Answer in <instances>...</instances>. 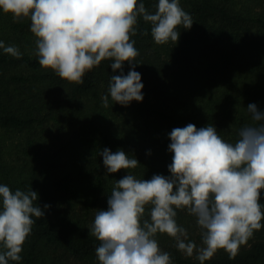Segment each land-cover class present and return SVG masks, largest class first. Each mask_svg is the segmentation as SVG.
Wrapping results in <instances>:
<instances>
[{
	"label": "trees",
	"instance_id": "1",
	"mask_svg": "<svg viewBox=\"0 0 264 264\" xmlns=\"http://www.w3.org/2000/svg\"><path fill=\"white\" fill-rule=\"evenodd\" d=\"M155 3L145 0L151 10ZM180 5L194 23L179 28L177 42L155 43L150 26L138 22L130 39L139 51L135 70L141 73L143 100L109 107L100 98L110 75L119 74L110 61L86 72L83 84L69 83L39 65L30 20L0 13V40L23 54L17 59L0 50V183L32 189L41 208L49 205L36 218L19 264H99L100 242L88 229L95 210L107 208L115 180L126 174L121 169L105 176L103 148L134 155L140 165L127 171L137 178L168 176L173 128L212 124L234 142L238 129L252 123L248 104L264 110V0H180ZM128 71L125 62L123 72ZM260 200L264 203V191ZM176 219L199 245L195 217L178 210ZM156 239L172 264H199L167 235ZM205 264H264V228L235 257L220 249Z\"/></svg>",
	"mask_w": 264,
	"mask_h": 264
},
{
	"label": "clouds",
	"instance_id": "2",
	"mask_svg": "<svg viewBox=\"0 0 264 264\" xmlns=\"http://www.w3.org/2000/svg\"><path fill=\"white\" fill-rule=\"evenodd\" d=\"M0 13L14 21L30 20L39 65L69 83L83 84L86 72L110 61L119 74L110 75L107 94L100 98L105 107L143 100L141 73L135 70L139 51L130 39L140 20L150 26L157 44L177 42L179 28L188 30L194 23L180 0H156L154 10L145 0H0ZM0 50L17 59L23 55L4 40ZM246 111L252 123L238 129L234 142L224 140L212 124L173 128L168 133V176L137 178L127 171L140 165L134 155L107 147L99 152L105 176L126 172L115 180L107 208L95 210L88 229L100 242L95 249L99 264H172L157 234L172 238L184 256L205 264L220 249L235 257L254 232L264 228V110L249 103ZM37 199L32 189L12 190L0 183V264L22 260L36 218H43L49 207L41 208ZM178 210L195 217L199 245L178 224Z\"/></svg>",
	"mask_w": 264,
	"mask_h": 264
}]
</instances>
